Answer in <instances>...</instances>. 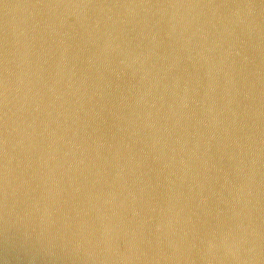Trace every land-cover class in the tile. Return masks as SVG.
Segmentation results:
<instances>
[{
  "label": "water",
  "instance_id": "95a60500",
  "mask_svg": "<svg viewBox=\"0 0 264 264\" xmlns=\"http://www.w3.org/2000/svg\"><path fill=\"white\" fill-rule=\"evenodd\" d=\"M0 264H264V0H0Z\"/></svg>",
  "mask_w": 264,
  "mask_h": 264
}]
</instances>
